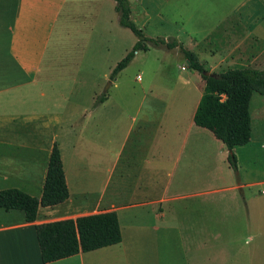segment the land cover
I'll return each instance as SVG.
<instances>
[{
	"label": "crops",
	"instance_id": "obj_1",
	"mask_svg": "<svg viewBox=\"0 0 264 264\" xmlns=\"http://www.w3.org/2000/svg\"><path fill=\"white\" fill-rule=\"evenodd\" d=\"M8 1L2 6L11 17L0 12V190L41 197L58 143L69 198L41 206L35 222L24 211L0 208V264H176L172 244L184 238L190 243L184 264H226L229 246L262 235L264 171L243 168L241 156L249 153L256 163L264 143L252 136L234 148L236 174L226 145L194 121L205 81L195 76L198 97L188 111L153 88L132 107L113 102L108 91L96 105L102 92L93 84L103 49L112 46L101 41V24L107 6L118 16L115 1ZM181 1L191 2V10L202 4L187 19ZM166 24L165 17H147L143 27ZM171 35L212 72L236 49L245 66L258 68L246 47L264 41V0H177V35L157 36ZM113 66L115 60L107 73ZM110 210L119 217L120 243L43 262L37 224Z\"/></svg>",
	"mask_w": 264,
	"mask_h": 264
},
{
	"label": "trees",
	"instance_id": "obj_2",
	"mask_svg": "<svg viewBox=\"0 0 264 264\" xmlns=\"http://www.w3.org/2000/svg\"><path fill=\"white\" fill-rule=\"evenodd\" d=\"M118 21L137 37L133 48L114 67L110 80H115L139 51L151 47H178L188 60V67L198 71L205 81L204 91L194 115L198 126L211 130L229 150V162L238 174L239 166L234 148L247 144L253 136L251 105L255 94L264 97V69L238 66L220 72H210L198 54L182 42L157 36L150 37L132 19L129 0H114ZM106 93L96 100L105 101ZM69 198L61 150L55 143L48 163L41 197L19 188L0 190V208L24 211L28 222H35L41 206H53ZM37 237L45 263L120 243L123 239L118 214L115 210L66 218L36 225Z\"/></svg>",
	"mask_w": 264,
	"mask_h": 264
},
{
	"label": "rangeland",
	"instance_id": "obj_3",
	"mask_svg": "<svg viewBox=\"0 0 264 264\" xmlns=\"http://www.w3.org/2000/svg\"><path fill=\"white\" fill-rule=\"evenodd\" d=\"M8 2V0H0V12H6V19L11 17L12 9L4 11L2 5L8 4ZM233 3L236 2H230V7H232L231 5H233ZM131 4L132 19L143 29V23H145L147 17L150 19L155 18V20H158L161 17L167 19L166 25H153L152 28L149 27L147 30L144 29L147 35L156 37L157 35H166L171 32H173L174 35H177V0H169L167 2L133 1ZM178 4L183 17L188 19L190 18L191 13L194 12V8L197 7V5L199 7L202 2H195V5L192 6V10L190 9L191 2L181 1L178 2ZM144 5L147 6L146 14L143 10ZM105 10L107 11V16L101 24V41L103 43H109V41H111L112 46L103 49L102 62L101 65H99V78L94 82L92 89H95L100 93H106L108 91L113 96V102H117L123 106L132 107L136 100H139L143 91L153 88L165 96L168 104L180 105L181 109L188 111L193 105V101L198 97L195 86V76L202 81L204 80L200 73L188 67V60L183 55H180V51L177 48L167 49L163 47L151 48L147 51H139L131 63L119 73L116 79L110 80L109 76L111 71L107 73L109 63L115 60L117 65L118 62L133 48L137 41V37L129 28L122 27L119 24L118 16L114 9L110 10L109 6H107L105 7ZM202 11L198 12L199 16L202 15ZM197 17L198 16H196V18ZM210 17L208 16L207 18ZM202 20L203 23H205L206 16H203ZM168 21L170 24H168ZM9 36L10 34L6 30H4L1 35V44L4 49L8 46ZM172 37L174 36L171 35L165 38L170 39ZM255 44L256 46L254 48H251L250 44H248L246 47L248 51L246 52L248 56L255 54L254 57L258 58L256 60L257 67L264 68V41ZM241 52L242 49H236L234 51L233 59L229 58L222 65L216 66L215 71L220 72L228 68L245 66L243 63L247 58L241 56L237 58L235 57V54ZM239 58L242 59L243 62H241ZM206 61H208V58H206ZM204 65L206 69L212 72L211 69L213 66L211 67L208 64ZM139 75H141V78H139ZM259 101L262 103L264 97L255 94L251 105V113L252 116H254L253 136L255 140H260V143L263 144L264 108L257 106ZM240 154H242V152ZM256 155L258 158L256 163H254L251 161L249 153H243L241 156L243 168H250L256 165L261 167L262 171H264V148ZM262 227V235L259 237L257 236L256 238H250L249 241L247 240L248 236L245 237L243 242H241V248L239 246L238 248L233 249L229 246V254L227 255L226 264H264V225ZM251 233L254 232L252 231ZM172 245L175 251V263L184 264L183 258L190 253L189 240L187 238L177 240L175 245L174 243ZM177 256H180L181 258H178L177 260Z\"/></svg>",
	"mask_w": 264,
	"mask_h": 264
},
{
	"label": "built area",
	"instance_id": "obj_4",
	"mask_svg": "<svg viewBox=\"0 0 264 264\" xmlns=\"http://www.w3.org/2000/svg\"><path fill=\"white\" fill-rule=\"evenodd\" d=\"M139 78H141V75H139Z\"/></svg>",
	"mask_w": 264,
	"mask_h": 264
},
{
	"label": "bare ground",
	"instance_id": "obj_5",
	"mask_svg": "<svg viewBox=\"0 0 264 264\" xmlns=\"http://www.w3.org/2000/svg\"><path fill=\"white\" fill-rule=\"evenodd\" d=\"M96 199V198H95Z\"/></svg>",
	"mask_w": 264,
	"mask_h": 264
},
{
	"label": "water",
	"instance_id": "obj_6",
	"mask_svg": "<svg viewBox=\"0 0 264 264\" xmlns=\"http://www.w3.org/2000/svg\"><path fill=\"white\" fill-rule=\"evenodd\" d=\"M111 83V82H110Z\"/></svg>",
	"mask_w": 264,
	"mask_h": 264
}]
</instances>
